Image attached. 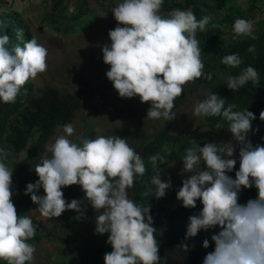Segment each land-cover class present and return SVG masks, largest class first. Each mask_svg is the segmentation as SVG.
<instances>
[{
    "label": "clouds",
    "instance_id": "1",
    "mask_svg": "<svg viewBox=\"0 0 264 264\" xmlns=\"http://www.w3.org/2000/svg\"><path fill=\"white\" fill-rule=\"evenodd\" d=\"M164 0H121L112 14L117 26L109 30L111 44L102 47L103 62L110 66L106 72L120 98L139 97L149 103L147 119L175 120L172 111L175 100L184 93L190 82L212 81V73L205 72L197 30L205 31L210 17L199 21L191 10L175 9L167 16L161 14ZM72 4L68 13L75 14ZM234 36H248L253 40V21L237 18ZM24 35L17 30V37ZM10 37L0 36V101L15 103L21 89L48 69V50L35 38L8 47ZM255 45L248 48L255 52ZM221 63L238 68L242 59L238 54L226 55ZM259 83V73L252 66L238 76L227 77V88L239 90L246 83ZM26 94V93H25ZM225 99L211 93L194 107L195 117H221L228 122L229 132L239 146V169L233 179L229 173L236 168L237 148L231 143L206 142L203 147L193 144L185 150L182 161V187L176 194L186 209H194L199 200L202 210L188 218L185 241L202 230L214 231L210 237L214 250L207 252L202 264H264V146L255 147L247 139L253 131L254 113L234 111L235 105L225 107ZM259 119L264 121V111ZM222 128L221 124L216 125ZM72 123L63 126V135L48 147L50 156L34 165L38 176L28 183L24 195L38 205L43 218H58L65 211H75L80 219L86 209L81 200L64 198L62 189L78 185L85 193L84 200L101 214L95 217V234H108L107 244L112 251L104 254V264H159V242L150 215L151 204L142 206L129 198V189L136 178L144 176V159L118 136H97L73 142ZM256 132L259 129H255ZM171 154L170 151L168 153ZM7 151L0 147V261L6 264H34L35 245L29 243L37 232V225L27 215H19L13 203V172L4 162ZM154 175L156 199L166 196L172 187L171 178L161 181L160 165L165 157L159 153L149 156ZM203 164V167H201ZM256 189L257 196L241 204L243 190ZM43 189L44 195L37 193ZM153 189L144 193L148 196ZM188 249L187 243L181 245ZM209 239L202 247L208 249Z\"/></svg>",
    "mask_w": 264,
    "mask_h": 264
},
{
    "label": "trees",
    "instance_id": "2",
    "mask_svg": "<svg viewBox=\"0 0 264 264\" xmlns=\"http://www.w3.org/2000/svg\"><path fill=\"white\" fill-rule=\"evenodd\" d=\"M121 0H54L52 17L60 19V25L64 32L85 31L104 22L114 20L112 9ZM75 4V14L68 13V8ZM175 9L191 10L199 21L204 16L210 17L205 31L197 30V39L201 49V58L204 62V71L217 76V72H224L228 76H238L241 71L252 66L259 73V83L249 81L239 90L232 91L227 88V80L223 83L221 92L217 95L224 98L226 103L235 105L234 111L248 109L254 113L256 119L252 122L253 131L248 133L247 139L253 146H264V121L259 119L260 113L264 111V0H164L161 14L167 16ZM0 36L8 35L10 42L8 47L19 44L21 47L34 38L28 20L23 13L16 9L13 4L0 3ZM59 12V13H58ZM237 18L253 21L256 39L248 36L236 37L232 27ZM17 30H22L24 35L17 37ZM255 45V52H249L248 48ZM238 54L242 64L238 68H231L221 63L226 55ZM204 81L197 80L198 84ZM189 86L184 87V93ZM26 93V94H25ZM178 97L172 111L176 113L185 95ZM83 108V101L77 95L69 92H61L55 87L48 86L42 90L40 95L35 94L33 82L29 81L21 89L15 103L5 104L0 101V147L4 148L8 157L7 163L12 156L23 152L32 141L31 162L36 165L41 162L46 147L51 138L55 135L59 126L72 123L77 113ZM94 114H99V109L94 108ZM203 120L210 131L209 139H202L192 134L171 133L161 130L149 139L132 146L135 151L144 159L146 173L137 177L134 186L129 189V198L142 206L151 204L150 215L153 217V227L156 228L154 235L159 242V264H202L207 252L214 250V244L210 237L214 231H201L194 238L185 241L188 218L198 214L202 210V204L198 200L194 209H186L182 202L178 201L176 194L182 187V180L186 176L171 179L172 187L167 191L166 196L161 199L155 198L154 186L150 180L154 175L149 156L159 153L165 157V163L160 165L161 181L168 179V174L175 166L183 167L182 161L185 150L193 144L203 147L206 142H223L228 137V122L221 117H203ZM221 124L222 128L216 125ZM259 129L258 132L255 129ZM85 139H93V134L85 135ZM170 151V155L168 154ZM236 168L229 175L234 179L235 171L239 169L238 156ZM203 167V164H201ZM27 163L18 167L16 179L13 181L14 194L12 199L19 215L29 216L34 225H37L30 216L32 210L38 205L33 204L30 196L24 195L25 187L29 182ZM39 178L37 177L35 183ZM153 189L152 193L144 196V193ZM81 197L82 207L86 209L85 218L80 224L84 233L80 239L71 244L68 248L67 264H104V254L112 251L107 244L108 234H95V217L101 214L94 210L84 200L85 193L77 194ZM257 196L256 189L243 190L239 202L246 203L249 199ZM38 227V225H37ZM209 239L208 249L202 247L203 240ZM182 243L188 244L184 249ZM0 264H6L0 261Z\"/></svg>",
    "mask_w": 264,
    "mask_h": 264
},
{
    "label": "rangeland",
    "instance_id": "3",
    "mask_svg": "<svg viewBox=\"0 0 264 264\" xmlns=\"http://www.w3.org/2000/svg\"><path fill=\"white\" fill-rule=\"evenodd\" d=\"M54 0H0L1 4H13L28 20L31 31L37 42L48 50V69L38 75L34 84L35 94L38 96L42 90L51 86L61 92L77 94L83 101V108L72 121L76 131L72 137L73 142L81 143L85 135L118 136L125 138L132 147L149 139L161 130L171 133L192 134L202 139H209L210 131L203 117L193 116L195 104L203 100L212 92H221L223 83L227 80V74L217 72V76L211 82L206 80L190 82L184 93L185 97L176 111V119L173 121L147 119L149 103L142 104L139 97L132 99L120 98L112 83L107 79L106 72L110 66L104 64L102 47L110 45L109 30L117 26V22L111 19L85 31L64 32L60 25V19L52 17V5ZM242 1V0H237ZM1 12V10H0ZM59 13V12H58ZM99 109V114H94V108ZM63 126H59L55 135L48 142L43 158L50 156L48 147L54 143L56 137L63 135ZM231 142L237 151L239 146L229 132L225 143ZM32 141L27 148L11 157L6 163L14 168L12 180L16 179L18 167L27 163L29 182L38 177L31 162ZM183 167L175 166L168 174L174 180L182 176ZM26 189V187H25ZM67 201L79 199L77 195L82 192L78 185L62 189ZM43 196L41 188L37 193ZM38 208V207H37ZM36 208V209H37ZM32 210L30 216L34 218L38 227L37 232L29 243L34 244V264H67L68 248L80 239L84 230L80 224L79 214L75 211H65L58 218H43L38 210Z\"/></svg>",
    "mask_w": 264,
    "mask_h": 264
}]
</instances>
